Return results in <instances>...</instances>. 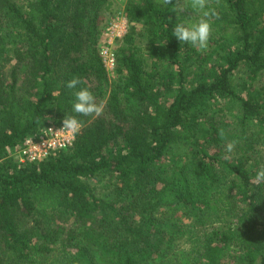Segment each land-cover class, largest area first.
<instances>
[{
  "label": "trees",
  "instance_id": "trees-1",
  "mask_svg": "<svg viewBox=\"0 0 264 264\" xmlns=\"http://www.w3.org/2000/svg\"><path fill=\"white\" fill-rule=\"evenodd\" d=\"M115 2L0 0V264H264V0H210L205 50L172 35L190 0H127L109 70ZM84 87L101 116L73 112ZM69 115L71 146L19 161Z\"/></svg>",
  "mask_w": 264,
  "mask_h": 264
},
{
  "label": "clouds",
  "instance_id": "clouds-1",
  "mask_svg": "<svg viewBox=\"0 0 264 264\" xmlns=\"http://www.w3.org/2000/svg\"><path fill=\"white\" fill-rule=\"evenodd\" d=\"M158 3L168 5L173 0H157ZM192 9L199 12L200 18L197 22L191 24L177 23L173 29L172 35L175 36L180 42L188 43L198 50H205L208 47V42L212 33L211 20L213 17L219 18L218 13L210 6V0H190ZM83 83L80 77H73L66 82L68 89H75L77 85ZM74 101L72 104L73 112L82 116H95L99 117L103 114L104 103L96 102V97L87 88H80L74 92ZM82 128L81 121L75 115H69L63 118L62 128L66 130L71 139L74 140L75 136ZM218 135L221 139L226 138L224 129L218 130ZM236 141H228L225 144V159H230V155L236 146ZM253 180L257 184L264 183V164L260 165L255 172Z\"/></svg>",
  "mask_w": 264,
  "mask_h": 264
},
{
  "label": "built area",
  "instance_id": "built-area-1",
  "mask_svg": "<svg viewBox=\"0 0 264 264\" xmlns=\"http://www.w3.org/2000/svg\"><path fill=\"white\" fill-rule=\"evenodd\" d=\"M128 31V19L124 13H119L111 21L110 25L103 33V39L107 45L102 46L100 54L103 63L107 69L114 68L115 55L110 48L115 39L122 38ZM60 125H49L44 131L38 134L36 140L25 139L22 147L18 151V158L20 162H34L47 157L52 151L65 149L73 144L69 133L61 129Z\"/></svg>",
  "mask_w": 264,
  "mask_h": 264
},
{
  "label": "rangeland",
  "instance_id": "rangeland-1",
  "mask_svg": "<svg viewBox=\"0 0 264 264\" xmlns=\"http://www.w3.org/2000/svg\"><path fill=\"white\" fill-rule=\"evenodd\" d=\"M115 1H116L115 2L116 3L115 4L116 11H115L114 14H116V12H117V14L123 13V9H124V6H125V3H126L127 0H115ZM259 84H261V82ZM187 212L188 211L184 212V209L183 210L181 209L176 214H174L175 216L171 217L170 219H166L163 222H164L165 225H168V226H172V225L178 224L179 222L187 223L189 221L188 217L186 216ZM165 218L166 217H164L163 219H165ZM184 249H188L187 245L184 247Z\"/></svg>",
  "mask_w": 264,
  "mask_h": 264
}]
</instances>
